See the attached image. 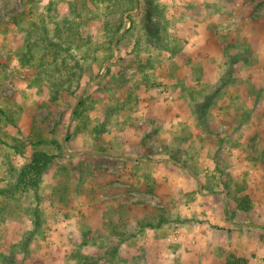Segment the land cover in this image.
<instances>
[{
    "label": "rangeland",
    "instance_id": "obj_1",
    "mask_svg": "<svg viewBox=\"0 0 264 264\" xmlns=\"http://www.w3.org/2000/svg\"><path fill=\"white\" fill-rule=\"evenodd\" d=\"M153 1L0 0V264H264V0Z\"/></svg>",
    "mask_w": 264,
    "mask_h": 264
},
{
    "label": "trees",
    "instance_id": "obj_2",
    "mask_svg": "<svg viewBox=\"0 0 264 264\" xmlns=\"http://www.w3.org/2000/svg\"><path fill=\"white\" fill-rule=\"evenodd\" d=\"M130 4L132 3L134 6L136 5V2L139 4L140 0H129ZM153 0L148 1L145 0V3L148 5H153ZM134 6H129L126 8V11H131L134 9ZM148 8V7H147ZM148 10V9H146ZM149 20V19H148ZM123 27L121 25L116 29L114 32V35H116L119 30ZM119 34H117L113 38V43L116 41V44L119 45L120 39L118 38ZM150 37L153 38L155 35H151ZM79 67V64H78ZM109 69V68H108ZM100 77V75H93L92 80L97 79ZM87 94V93H86ZM85 93L77 95V104L72 110V120L81 118L85 111H86V101L88 100V96ZM0 117L4 118L5 123H7V127L9 126L14 132H18L22 135H26L24 131L19 127V124L16 122L15 118L13 115L9 114L5 109L0 108ZM97 132H102L103 128L102 127H96ZM62 132L65 134V141L64 139L60 136L58 137H52L49 138L48 136H44V134L41 131H34L31 137H26V140L24 138H19L16 136H12L13 142L11 144V147L14 149L15 153L20 156L21 158L27 159L28 161L26 164L21 166L18 170L16 169V185L15 187L19 189L20 191H29V190H36L38 191L41 182L43 179V176L45 174V171L47 170L48 166L58 159L61 154H63L66 151L65 146H67L68 141L70 140L71 137V130L69 128V124L66 123L64 125V128ZM5 136H9L10 133L4 132ZM48 148H53L55 149L56 152H49L47 151ZM77 154L81 155H109L110 153L104 151H99V152H91V151H80L77 152ZM180 159V158H179ZM179 163L180 168H182L185 171H188L189 169L187 168L186 164L182 162L181 160L177 161ZM5 190H2L1 192H4ZM36 229V227H35ZM34 229V231H35ZM33 231V232H34ZM3 256V255H2ZM80 264H91L88 261V257H80Z\"/></svg>",
    "mask_w": 264,
    "mask_h": 264
},
{
    "label": "built area",
    "instance_id": "obj_3",
    "mask_svg": "<svg viewBox=\"0 0 264 264\" xmlns=\"http://www.w3.org/2000/svg\"><path fill=\"white\" fill-rule=\"evenodd\" d=\"M178 240L179 239V237H178V235L177 234H175V235H172L171 236V238H169V240Z\"/></svg>",
    "mask_w": 264,
    "mask_h": 264
}]
</instances>
